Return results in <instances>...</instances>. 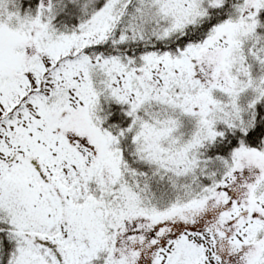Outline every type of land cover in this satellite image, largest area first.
<instances>
[{"label": "snow or ice", "instance_id": "snow-or-ice-1", "mask_svg": "<svg viewBox=\"0 0 264 264\" xmlns=\"http://www.w3.org/2000/svg\"><path fill=\"white\" fill-rule=\"evenodd\" d=\"M0 264H264V0H0Z\"/></svg>", "mask_w": 264, "mask_h": 264}]
</instances>
